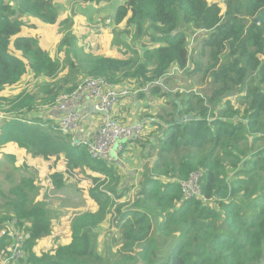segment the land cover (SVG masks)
<instances>
[{
    "label": "trees",
    "instance_id": "obj_1",
    "mask_svg": "<svg viewBox=\"0 0 264 264\" xmlns=\"http://www.w3.org/2000/svg\"><path fill=\"white\" fill-rule=\"evenodd\" d=\"M28 18L54 25L59 8L55 0H0V112H6L0 119V153L14 145L46 161H63L69 170H90L85 173L97 184L92 197L98 210L74 220L69 242L53 252L36 253L33 247L50 231L51 221L42 205L32 203L35 180L22 172L31 168L17 164L14 153H3L2 175L8 170L4 176L11 182H16L15 173L21 177L2 192L21 222H31L27 258L19 264H264V0H126L113 22L125 24L124 32L136 43L147 37L141 53L133 50L136 58L87 54L71 47L66 36L68 76L46 83L38 93L9 97L6 88L28 72L52 80L67 66L38 38L23 34ZM191 32L204 34L194 46ZM196 47L202 48L197 56L191 53ZM171 69L175 75L178 70L204 71L211 91L168 102L171 108L153 122L157 131L145 138H151L148 150L157 155L146 165L133 204L118 205L115 199L124 193L117 192L122 176L114 163L93 160L85 146L59 131L41 109L86 76L135 85L139 97L170 95L165 84L175 78ZM197 170L203 172L202 196L185 199L180 183ZM52 178L57 189L64 188L61 173ZM109 215L122 244L114 257L103 255L97 242V229ZM4 222L0 219V249L7 241ZM159 232L171 239L166 248L154 246Z\"/></svg>",
    "mask_w": 264,
    "mask_h": 264
},
{
    "label": "rangeland",
    "instance_id": "obj_2",
    "mask_svg": "<svg viewBox=\"0 0 264 264\" xmlns=\"http://www.w3.org/2000/svg\"><path fill=\"white\" fill-rule=\"evenodd\" d=\"M121 1L122 0H111L110 2H106V4L104 5H97L94 3L89 4L79 3L73 0H63V4L65 5L68 3L69 7H58V23L51 25L43 23L36 19L28 18L27 22L29 23V26L24 27L23 34L36 36L41 45L45 47L49 54L53 58L56 57V59L59 60L62 65H67L66 58H68L69 56L66 50H68L70 47L63 46V40L66 36L68 38L67 41L71 42V47H76L80 51L87 54L102 52L115 54L113 50H109L110 48H108V46L111 44L112 47L115 48L122 46V49H120L124 50V53L122 52V55L110 54L97 56H110L116 58H120V56H131L136 58L133 50H137L139 53H141L143 51L141 45L148 44L147 37H143L142 42L139 41V43H136L137 39H134L131 37V35L125 33V30L116 31L115 28V36H118V33L120 34V36L127 35L128 42L122 43V41L118 40L117 38L113 40L109 32L110 28L104 26L106 23H113L115 11L120 5ZM210 1H218L222 4L225 3V0ZM66 19H69L70 22L64 24L63 21ZM93 23L103 24H101L102 26L99 27L93 25ZM90 24L93 25V27L90 26ZM88 31L90 32L88 33ZM93 31H96L97 33L100 31L99 36L93 37ZM190 36V44L194 46L196 43H200V41L202 40L201 38L204 37V34L201 35L199 33L191 32ZM98 39L99 42L97 41ZM107 39H110V41ZM191 50L192 55L195 54L197 56V54L202 51V48L200 47L199 49V47H196L191 48ZM81 61L83 62V60ZM203 61H206L204 57ZM64 68L65 69L60 71L57 77L52 80H45L43 77H36L32 72H28L17 85L6 88L4 94L9 97H16L21 94L25 95L29 93H38L46 83L54 85L56 83H60L61 80L67 77L70 73L69 66H64ZM194 68L195 67L193 66L192 70ZM171 71L172 72H170L171 74L169 73V75H174L175 78L168 80V82H166L165 84V89L166 91H169L170 95L154 96L152 94L145 93L144 97H141L143 98V100L149 95L151 97V101L149 99L148 102L145 101L148 104L149 108L143 111L142 115L145 113L143 117L141 115L142 119L148 118L146 120L150 121L151 125L153 121L159 119L160 115L163 114L165 109L169 110L171 108L168 104L169 101L173 99L180 100L184 96V94L194 91L202 92L204 94H209L211 91L209 82L210 78L208 75L205 76L204 71H200L194 74L189 71L178 70L177 75H175V69H171ZM86 78L90 77H83L82 79H79L78 82L81 80H85ZM130 87L134 88L131 89ZM130 87L127 88L131 91L140 90L135 88V85ZM177 93L180 96H177ZM40 97H44V95H40ZM145 102H143L142 104L144 105ZM7 109L8 107H6L4 110ZM0 115H2L4 118L6 112H0ZM153 131L155 130H152L151 133L149 132L151 138L152 135H154ZM150 139H144L141 140V142L140 140L129 142L131 144L128 146L133 147L134 151L128 150L131 153L127 157V161H129L127 166L130 169L133 168V170L137 168L135 175L133 172V179H130L128 177L129 172L121 171L117 166H115L116 171L122 174L121 183L116 187L117 192L118 194L124 193L122 198L115 199V202L118 205L125 204L131 206L133 204L135 196L140 189V182H142L143 180L142 176L144 171L146 170V165L147 163H151L150 160H153L157 155V150H148V143ZM13 151H15L17 155V164L25 163L28 165V167L31 168L30 170H22V172L29 173L35 180L36 189L31 194L32 203L42 205L45 208L51 221L50 231L44 236L38 238L35 246L33 247V250L38 254H41L43 252H53L58 247V245L67 243L72 239V225L74 220L78 216L86 212H93L98 210V205L92 197V191L96 188L97 184L87 177V174L85 172H90V170H84L81 168L69 170L65 162L63 161H60L58 163L53 160L46 161L41 157H34L22 150H18V148L16 147H14ZM7 171L8 170L5 171L4 175ZM56 172L62 174L64 188H56L52 178V174ZM4 175H2V172L0 171V219H5V222L3 223L4 226L1 229L2 233L6 231V229H8V226H11L10 222L12 219H14L15 217L18 218L14 203L3 194L2 190H4L5 192L8 191L10 186L13 183H17L21 177L20 174L15 173L14 178L16 182H11ZM104 179L105 176L102 177V180ZM110 184L114 186V183H108V185ZM102 188H106V186H102ZM111 217L112 216L109 215L106 221L97 229L98 249L103 255H106L108 257H114L115 255H117L121 251L122 247V244L118 242L120 237L119 231L114 225L111 224ZM20 225L22 228H24L27 234L28 229H30L31 227V222L23 221L20 222ZM155 237H157V242L154 243V246L156 245L160 248H166L171 240L170 238L163 237L160 232L158 235L156 234ZM26 258L27 254L25 250V259Z\"/></svg>",
    "mask_w": 264,
    "mask_h": 264
},
{
    "label": "built area",
    "instance_id": "obj_3",
    "mask_svg": "<svg viewBox=\"0 0 264 264\" xmlns=\"http://www.w3.org/2000/svg\"><path fill=\"white\" fill-rule=\"evenodd\" d=\"M131 94L127 87L114 85L106 78L92 77L80 81L69 92L61 93L48 107L61 111L57 129L65 134H75L79 128L81 117L79 111L92 104L98 110H103L99 126L90 138H82L75 143L82 144L93 160H103L109 164L115 163L127 142L144 140L149 135L148 124L145 121H135L123 124L113 116V110L121 98ZM0 118H3L0 115ZM201 170L194 171L189 178L181 181V189L185 199L201 197ZM15 217L6 234L5 246L0 249V264H19L25 258V242L27 235Z\"/></svg>",
    "mask_w": 264,
    "mask_h": 264
},
{
    "label": "crops",
    "instance_id": "obj_4",
    "mask_svg": "<svg viewBox=\"0 0 264 264\" xmlns=\"http://www.w3.org/2000/svg\"><path fill=\"white\" fill-rule=\"evenodd\" d=\"M125 1L126 0H122L121 3H120V5L123 4ZM55 4H56L57 7H62V6L69 7L68 3L65 4V5L63 4V0H55ZM91 4H93V3H91ZM94 4H96V3H94ZM100 4L101 5H104V4H106V2H101ZM30 19H35V18H30ZM101 24H103V23H100V24L93 23V25L99 26V27L102 26ZM93 25L90 24V26H92V27H93ZM104 26H106L107 28L108 27L110 28L109 32H110V35H111V37H112L113 40L115 38H117L118 40L122 41V43L128 42L127 41V36H120V34L118 32H116V33H118V36H115V31H114L115 28H116L115 29L116 31H119V29L120 30H123L125 28V24H122L120 26H116L114 24V22H113L111 24H109V23L107 24L106 23ZM86 28H87V26H86ZM89 32L90 31H88V33ZM23 33H24V30H23ZM99 33H100V31L98 33L96 31H93V34H94L93 37L99 36ZM24 35H27V34H24ZM33 37H36V36H33ZM107 40L110 41V39H107ZM97 41L99 42V39ZM121 47L119 46V47L115 48V47H112L111 44L108 46V48H110L109 50H113L114 53H115V54H111L110 53L111 55H122V52L124 50H121L122 49ZM110 54H108L107 52L106 53L105 52H102V53H95L94 55H110ZM57 55H58V53H57ZM120 57H123V56H120ZM54 58H56V57H54ZM139 92L140 91H131V94H129L126 97L121 98L120 101L118 102V104L115 106V108L113 110V116L118 121H120L123 124H131V123H133L135 121H145L148 124L147 127H148V129H150L149 132L151 133L152 130H155L154 124L152 123V125H153V127H152L150 121L146 120L148 118H146V119H142L141 118V115H142L143 111L145 109L149 108L148 107V104L146 102H148V99L151 101V97L149 95V96L145 97L144 100H143V98H141V97L138 96L139 95ZM143 102H145L144 105L142 104ZM41 114L44 117H46V119H48V120L50 119V121H52V123L54 125H57L59 123L60 117L62 115L61 111H59L58 109L49 108L48 106H46L43 109H41ZM144 114L142 115V117L144 116ZM79 115L81 117V121H80L79 128H78V130L76 131L75 134H71L73 136L74 142H76L77 140L82 139V138H90V137H92L93 132L99 126L100 121H101V114H95V113L87 114V113H85L83 111H79ZM153 122H155V121H153ZM128 143L129 142L126 143L124 150H122L120 152V157L114 163V165L117 166L121 171L129 172L128 177L130 179H133L134 178L132 176L133 175V172H134V175H135V172H136V169L137 168H135V170H133V168L130 169L127 166L128 162H129V161H127L128 160L127 157L131 153L128 150L134 151V148L133 147H129L128 146L131 143H129V144ZM14 147H16V146L10 145V146H8V148L1 150L2 153H0V158H1V155L3 153H5V152H7V153H14L15 156H16V158H17V155H16L15 151H13ZM141 162H143V161H141ZM143 164H145V163H143ZM120 175L122 176L121 173H120Z\"/></svg>",
    "mask_w": 264,
    "mask_h": 264
},
{
    "label": "water",
    "instance_id": "obj_5",
    "mask_svg": "<svg viewBox=\"0 0 264 264\" xmlns=\"http://www.w3.org/2000/svg\"><path fill=\"white\" fill-rule=\"evenodd\" d=\"M80 111H83L87 114H91V113H95V114H105V112L103 110H98L95 108L94 105L90 104L88 106H86L84 109L80 110ZM194 117L193 116H189L188 119H193Z\"/></svg>",
    "mask_w": 264,
    "mask_h": 264
}]
</instances>
